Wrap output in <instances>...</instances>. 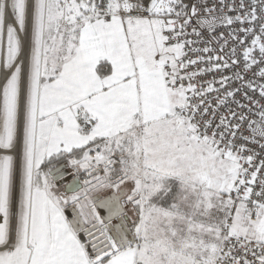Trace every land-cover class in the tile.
Wrapping results in <instances>:
<instances>
[{
    "label": "snow or ice",
    "instance_id": "obj_1",
    "mask_svg": "<svg viewBox=\"0 0 264 264\" xmlns=\"http://www.w3.org/2000/svg\"><path fill=\"white\" fill-rule=\"evenodd\" d=\"M0 264H264V0H0Z\"/></svg>",
    "mask_w": 264,
    "mask_h": 264
}]
</instances>
